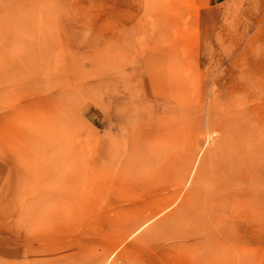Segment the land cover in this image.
Returning a JSON list of instances; mask_svg holds the SVG:
<instances>
[{"label":"rangeland","instance_id":"obj_1","mask_svg":"<svg viewBox=\"0 0 264 264\" xmlns=\"http://www.w3.org/2000/svg\"><path fill=\"white\" fill-rule=\"evenodd\" d=\"M263 172L264 0H0V264H264Z\"/></svg>","mask_w":264,"mask_h":264},{"label":"bare ground","instance_id":"obj_2","mask_svg":"<svg viewBox=\"0 0 264 264\" xmlns=\"http://www.w3.org/2000/svg\"><path fill=\"white\" fill-rule=\"evenodd\" d=\"M64 93V92H63ZM137 146V145H136ZM186 149V148H185ZM187 150V149H186ZM190 153V152H189ZM186 155V154H185ZM193 155V154H192ZM204 154H203V150H202V148L200 149L199 148V150H198V152L196 153V158L198 159V157H200V160H201V158H202V156H203ZM188 158V157H187ZM199 159H198V161H200ZM196 161V160H195ZM193 164V163H192ZM227 166V165H226ZM225 166V167H226ZM229 166H230V164H229ZM228 167V166H227ZM226 167V168H227ZM231 167H232V165H231ZM230 169V168H229ZM228 169V170H229ZM188 171H190V169L188 170ZM188 171H187V174H188ZM191 173H193L192 171H191ZM190 174V173H189ZM188 174V175H189ZM263 174H264V172H263ZM200 178V177H199ZM233 180V179H232ZM234 182V181H233ZM256 182H258V181H256ZM200 183H202V181H200ZM253 183V182H252ZM254 184H255V182H254ZM252 186V185H251ZM264 187V186H263ZM221 189V188H220ZM254 189H256V188H254ZM257 190V189H256ZM198 191H200V190H198ZM258 191V190H257ZM252 192H254V190H252ZM251 195V194H250ZM256 198V197H255ZM259 200H261V197L258 195L257 196V198L255 199V201L256 202H258ZM173 202H171L170 204H172ZM170 204H168L165 208H163L162 210H160L159 212H156V214H152V215H150V216H148L147 218L145 217V219H140V220H142L140 223H138L136 226V228L134 229V231L133 232H138L141 228H143L145 225H147L148 223H150L154 218H156L157 216H159L160 215V213L162 212L163 213V211H165V210H167V208H169V206H171ZM183 208V207H182ZM153 213V212H152ZM165 226V225H164ZM167 226V225H166ZM251 227V226H250ZM132 232V233H133ZM156 233H154V235H155ZM250 234V233H249ZM250 236V235H249ZM251 240V239H250ZM241 252H243V251H241ZM244 254V253H243Z\"/></svg>","mask_w":264,"mask_h":264}]
</instances>
